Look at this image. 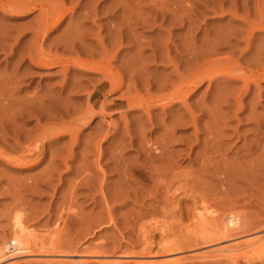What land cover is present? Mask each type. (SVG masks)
Masks as SVG:
<instances>
[{"label":"rangeland","instance_id":"1","mask_svg":"<svg viewBox=\"0 0 264 264\" xmlns=\"http://www.w3.org/2000/svg\"><path fill=\"white\" fill-rule=\"evenodd\" d=\"M7 1L14 2V0ZM17 1L20 0H15V2ZM55 1L56 3H59L62 0ZM64 2L66 5L65 7L68 10L70 9L71 11V9H74L75 12L74 14L67 13L68 16L61 22V24H59L55 30L51 31L47 38L48 40L45 42L46 46H44V50H49V48H51L52 51L49 50L50 52H53L51 54H67L68 52V54L70 53L72 55H76L83 51L86 52V56L89 52H93L95 54V59L97 58L96 60H100L104 54V59L107 62H110L113 69L120 70L122 73L124 72L123 74L126 84L123 88L124 90L122 89L123 91L120 90L110 94H106L108 91V87L106 86H102L98 89L94 93L91 101L94 106V112L98 111L100 115L91 119L87 125L80 126L74 122V119L76 118L75 116L84 112V108L87 111L88 102L86 100L88 98V90L90 89V92L91 89L93 90L94 86H97V81L99 82V80L102 79L101 75L91 71L90 73L89 71H85V73L82 74L83 70H80V72L76 71L74 74L72 73L65 77L60 71L61 68L58 66L47 68L42 66L39 67L35 64L33 65L25 55L24 58L23 54L25 48L27 49V45L34 42H30L34 40V34L32 35L33 32L31 31L37 26L36 21H38L37 15L39 12L36 11L27 16L21 17L0 10V34L2 38L5 35L3 40H5L4 43L7 42L5 43V46L3 45L5 50L3 48L4 51H0V91L3 90L0 94L2 96L0 97H7L10 99L9 101H11L9 102L7 98L5 100L2 99L3 105L5 103L10 106L8 105L9 109L6 106L7 109L5 110L8 112L6 113L5 111V115L3 114V116H5L2 118V120L4 119L3 121L0 119V126L2 127L1 124L4 122V127L11 128V134L15 133V131L21 132L26 130L25 133H21L29 134V137L28 135L22 137L20 139V142L22 141L21 144H26L30 140L33 141L40 139L42 135L39 136L40 138L37 137L36 139V136L39 135L37 133L42 134L44 128H46V126L48 127L52 121H55L54 123H56L55 126L57 127L56 130V127L54 126V129L56 130L55 133V130L52 129L53 132L49 133L48 138L42 140V143L44 144L43 152L36 153L26 166L21 165L19 167L18 165L17 168V165L9 164L0 158V249H3V255H1V257H4V260L2 259L0 264H15V262L16 264H30L31 262L33 264H36L37 262L38 264H44L45 258L58 255L72 258L73 260L81 259L82 256L84 258L85 255H93V253L100 255L103 253V255L106 254L104 256L112 257V259L121 257V255L124 254V256H138L136 253L141 255L144 249V238L142 237V232L139 228L144 225L146 226L147 224V226L152 225L156 221L158 223L161 222L162 224V220L163 223L166 221H168V224H171L172 222L175 223L169 228L170 230L168 229L167 232L164 233L158 231L155 232L151 230L152 228L150 229L152 234L149 232L148 238H150V242L153 244L151 255L157 256L158 254L159 256L160 254V256H164L166 260H173L175 257L182 258L185 256L188 258L191 257L192 254H195L192 253L194 251L196 253L202 252V246L200 245L189 249L185 245L186 248L184 251L182 250L183 252L181 251V253L177 254L171 252V254L163 253V255L162 249L158 244H160L159 242L163 243L164 240H169L167 243H173V241L176 243L178 240L182 241L186 237L184 226L189 224L188 220L190 219V215L192 216L191 213L194 211V206L199 204L201 198L207 199L208 203L217 210H223L222 208L233 209L237 214L244 216L246 221L250 222V225L252 226L249 225L250 229H248L247 232L232 237V239L229 238L230 240L227 239V241H223L219 244L231 245L235 244V241L242 242L245 238H252V236L256 237L261 233L264 234V157H262L264 155L260 157L252 155L249 157L250 160L252 158H257L256 160L254 159V161H257L254 162L255 165L252 162L249 163V166L246 163L248 162L246 160H249V158L246 160L242 158L244 150L243 146L246 144L250 145V142L254 140L256 135V132L252 130L255 119H253L252 116L256 118L260 117V119L264 118V81L260 82L258 88L252 87L249 92L242 94L241 92L243 90L241 82H234L232 85V82H229L227 79L228 82H226L225 78H222L223 76L211 84L205 80L198 87L197 91L189 95L187 98V104L193 108L196 117H198L197 128L200 130H198L199 132H197V134L195 133V128L191 124L188 125L191 121L188 119L189 116L186 113L185 107L180 103L173 101L172 104L167 105L166 107L162 105L164 102L158 101L156 103V101H151L150 98V102L146 103L144 106L149 104L146 108H148L151 113L149 114L152 118L151 123L148 122V114L146 113L148 110L144 108V106L142 109L136 107L132 110H127V102L125 99H122L123 96H126L123 94L131 93V95L127 96L135 95L134 91H127L126 89L128 85L127 81L130 80V76L132 77L130 80L132 84L129 82L130 86L133 85L132 87L140 89L138 90L140 95L147 98L150 95L151 97H157L160 95L168 97L169 94L170 96L172 95L175 87L179 83L176 72L181 76L184 74L186 77H189V75L194 72L196 74H207L209 73L208 71L212 73L211 70L216 74L218 71L217 69H221L224 63L227 65L230 64L229 67L235 70L237 68L236 65H238L246 70L251 68L253 71L259 64L256 63L257 56L260 59H258L260 61L259 65L262 64V66H264V58H262L264 57V49H262L264 48V45H262L264 44V30L259 27L264 25V21H262V19L258 20L260 18V11H264V7H262L264 6V0H121V5L118 4L117 6L119 10H115L112 0H99L98 3H96L97 0H64ZM125 4L126 6H124ZM93 5H97L98 7L95 17H91L88 14V11L93 9ZM257 6L258 8L256 9ZM93 11L94 10H91L90 13ZM243 13L244 17L242 18L241 16H243ZM246 13L247 15L245 16ZM258 27L261 29L260 31H257ZM233 33L235 35H233ZM225 35H227V39L225 38ZM113 38L115 40H113ZM118 38L121 40L119 39V41ZM74 39L78 40L77 42L79 43H76ZM250 40L251 44H246ZM64 41L67 42H65L66 45H70L71 42L74 45H70L72 48L67 46L66 50L62 46H57L56 43L59 45L60 42L64 43ZM99 41H101L102 44H99ZM115 41H117V43ZM4 43L2 42L1 45ZM115 43L117 44V47H115ZM103 44L104 46H102ZM260 45L262 48H260ZM55 46H57L58 50L54 48ZM71 49L75 51H72ZM82 56L85 57V55ZM20 58L22 59L20 60ZM248 59L249 61H247ZM186 72L189 74L187 75ZM13 74H16L17 77L16 75L14 77ZM10 75H13L12 79L10 78ZM77 79L79 81H77ZM14 81L16 82L14 83ZM72 82H75L74 86ZM6 85L9 86V89ZM159 86L161 88H159ZM12 87H14V91ZM84 90L86 91L84 92ZM148 90L149 93L147 92ZM241 94L243 95L241 101L244 105L243 112L239 113L235 118L233 116L235 113L234 111H237L238 109V104L236 102ZM224 97L226 99H224ZM49 98L51 100L55 98V100H53V107L51 105L52 101L50 100V103ZM34 99L35 101H33ZM2 100L0 98V101ZM27 100L30 102L32 101V105H28L31 103ZM57 100H59L58 104L60 106L57 105ZM26 101L28 103H25ZM43 101L45 102V105ZM35 102L40 103H37L36 105L34 104ZM106 102H109L110 104ZM11 103L18 104L17 106L20 108L15 104L13 106ZM54 103L58 106L57 108H63V119L58 113H54L57 109H55ZM33 105L35 108L40 107L44 113L46 112L45 114H50L43 118L40 125H35L36 121L34 116L36 112L32 113L34 115L31 113H25L26 108L29 109L30 107H33ZM103 105H107V111L104 109ZM159 105H162L163 107H160ZM14 108L18 110L20 109V111L15 110ZM45 108H48V111H45ZM100 108L101 110L103 109L104 112H99L101 111L99 110ZM41 109L39 111H41ZM49 109H51V111ZM59 109L56 111L58 112ZM251 109L253 112L250 111ZM73 110L74 112L77 111L75 112L76 114L73 113ZM125 111L126 114H124L126 116L123 114ZM69 113L73 118L68 115ZM184 114L187 118L185 119L186 122L183 120L179 123L177 121L176 123L175 120L178 117H183ZM56 116H59L58 118L60 121ZM69 117L71 120H69ZM5 118H7V120L11 118L8 121H10L12 126L7 120H5ZM224 120L225 122H223ZM5 122H7V125ZM186 123L188 126L185 125ZM13 124L16 125L15 129ZM35 127L36 131L34 130ZM39 128L41 131L38 130ZM71 128L73 130H70ZM169 128L170 130L175 128L174 136L177 138V141L175 140L173 142L167 140L169 144L167 143L166 145L167 153L170 154L171 157L173 156L174 161L177 162H175L177 168L172 173L173 177L176 179L174 178V180H172V174L165 178L166 181L156 177L149 178L146 172L148 170L142 169V165L145 166L146 163L147 166V160L150 161L151 156L156 152L155 149L158 144L160 147L165 144L163 143V136L168 135L166 129ZM62 129L67 131H63ZM142 130H144V132H142ZM61 131L65 133H62V135L57 138H49V136H53L52 134ZM66 132H68L67 135ZM140 135L143 136L141 137ZM218 136L221 137L219 138ZM0 140L1 152L12 153L14 151L15 153L17 151L18 153L19 150L15 143H13L15 139L12 135L6 140ZM157 142L159 143L157 144ZM145 148L146 150L148 149L147 154ZM204 149H208L206 150L207 152L205 151V154L203 151ZM214 150L217 151V153L212 152ZM198 151L200 152V156ZM209 153L215 159L220 156L221 159H219V161L221 160V163L224 161L222 165L220 162L216 163L214 161L211 168L214 167L212 169H217L219 166L217 164H220L219 167L221 169L225 166L223 169L225 176H222V174H215V172H213L214 170H211V173H204L203 169H200L202 168V164H200L202 155L205 156ZM251 153H253V151ZM241 160L244 163H241ZM227 163L229 164L227 165ZM189 167L192 171H189ZM129 171L132 172V174L130 173L129 175V173H127ZM188 174L191 175L188 176ZM213 175H216V177ZM195 176L197 180L195 179ZM131 178L136 180L133 179V181ZM189 178L191 180H188ZM222 178L227 182L223 180L221 181ZM180 179L185 181L188 185L187 186L181 181L183 183L179 182V185L181 186L184 185L185 187L192 188L193 184V196L191 195L189 197V195H185L181 191L180 193H176L174 199L169 198V195L167 198L166 195L168 192L165 191L167 181L171 180L172 182H175L168 184L170 187L173 185L170 188L171 191H173L177 187L176 185H178L176 180L180 181ZM154 180L156 184L153 182ZM160 181L163 182L160 184L163 187L159 186V184L156 186L157 182L159 183ZM206 182L208 184L211 182L212 184H209L208 186ZM138 184L140 185L138 186ZM208 189L210 191H208ZM151 191L153 194H151ZM200 192L202 195H200ZM205 192L207 194H205ZM208 192L214 193L212 195L215 197H212ZM139 193L143 196H140ZM214 204L218 205V208H216ZM165 212H167L166 215L164 214ZM15 214L21 216V219L23 217V225L27 228L29 233L33 232V234H38L39 236H48L49 233L53 234V232L60 233L63 231V233H60V237H64L60 239L65 243V246L62 248L63 252L57 251L54 253L55 255L53 253V255H49L48 253H43L42 255L39 253L37 255V253L21 252V255L19 252L17 253V251H13V248L11 247L12 244L8 241L11 238L12 223L14 216H16ZM136 216H139L140 218H137ZM70 219L71 221H69ZM180 221L182 224H179ZM139 223L140 225H138ZM168 224H166V226H170V224ZM62 226L65 227L62 228ZM181 229L183 230L180 231ZM4 242L9 245H7L9 248H3ZM64 249H68L67 252ZM88 253L91 254L88 255ZM13 255L16 257L12 258ZM262 256H264V254H262ZM29 259H31V261ZM46 261L48 260L46 259ZM65 262L72 261L68 260ZM216 262L217 261H208L207 263H203L201 261L187 260L184 264H220L219 262H221V264H227L222 261H218V263ZM252 264H264V260L261 261V258L256 259Z\"/></svg>","mask_w":264,"mask_h":264},{"label":"bare ground","instance_id":"2","mask_svg":"<svg viewBox=\"0 0 264 264\" xmlns=\"http://www.w3.org/2000/svg\"><path fill=\"white\" fill-rule=\"evenodd\" d=\"M55 1V0H54ZM53 0H20V1H17V2H15V0H14V2H9V1H5V0H0V10H2V11H5L6 13H12V14H16V15H19V16H21V17H24V16H27V15H29L30 13H33V12H36V11H38L39 13H38V15H37V18H38V21H36L37 22V26H36V28H34V29H32V31L31 32H33L32 33V35L34 34V40H32V41H30V42H33L32 44H29V45H27V49L25 48V51H24V48H23V51H24V54H23V56L25 55L26 57H27V59L31 62V63H33V65L35 64V65H37V66H42V67H47V68H49V67H55V66H58L59 68H61V72L63 73V76H69V74H74L76 71H78V72H80V70L82 71V74L83 73H85V71H89V73H90V71L91 72H95V73H98V74H100L101 75V77H102V79H100L99 80V82L97 81V86H94L93 87V90L91 89V91L89 92V90H88V94H87V102H88V107H87V111L85 110V108L83 109L84 110V112H82V113H80L78 116L76 115L75 117V119H74V122L75 123H77V124H79L80 126H85V125H87L88 123H89V121H91V119H93V118H95V117H97L98 115H100V113H98V111L97 112H94L95 110H93V104H92V97H93V95H94V93L98 90V89H100L102 86H106V87H108V91H107V93L106 94H110V93H112V92H116V91H120V90H122L124 87H125V84H126V81H125V78H124V72L122 73L120 70H116V69H113L112 67H111V64H110V62H107L105 59H104V57L105 56H103L102 55V59L100 58V60H96L95 59V54L93 53V52H89L88 54H87V56H86V52H79L78 54H76V55H72V54H68V52H67V54L66 53H62V54H51V53H53V52H50V51H52L51 50V48H49V46H48V48H49V50L47 49V50H44V46H46L45 45V42H46V40H48L47 38H48V36H49V34L51 33V31H53V30H55V28H57V26L59 25V24H61V22L68 16V14L67 13H71V14H74V9H71V11H70V9L68 10L65 6V2H64V0H62V1H60L59 3L57 2L56 3V1L54 2ZM98 1L99 0H97V2L96 3H98ZM113 1V5H114V8H115V10L116 9H118L117 8V6H118V4L119 5H121L120 3V1L121 0H112ZM261 1V0H260ZM127 2V1H126ZM130 2V1H129ZM232 2H234V1H232ZM96 3H94V4H96ZM236 3V2H235ZM79 4V3H78ZM89 4V3H88ZM231 4V3H230ZM116 5V6H115ZM232 5V4H231ZM247 5V4H246ZM94 6V5H93ZM124 6H126V4L124 5ZM238 6V5H237ZM259 6H260V4H259ZM233 7V6H232ZM242 7V6H241ZM262 7H264V6H262ZM261 7V8H262ZM86 8H88V7H86ZM90 8V7H89ZM230 8V7H229ZM228 8V9H229ZM247 8V7H246ZM258 8V6L256 7V9ZM97 9H98V7H97V5L96 6H94L93 7V9H91V10H94L93 12H91L90 13V11L91 10H89L88 11V14L91 16V17H95L96 16V14H97ZM126 9V8H125ZM232 9V8H231ZM114 10V9H113ZM119 10V9H118ZM121 10V9H120ZM222 10V9H221ZM247 10V9H246ZM260 10V9H259ZM70 11V12H69ZM122 11H123V9H122ZM224 11H225V9H224ZM234 11H235V9H234ZM233 11V12H234ZM96 12V13H95ZM120 12V11H119ZM229 12V11H228ZM249 12V11H248ZM253 12H254V10H253ZM256 12H257V10H256ZM86 13V12H85ZM222 13V12H221ZM95 14V15H94ZM122 14V13H121ZM131 14V13H130ZM129 14V15H130ZM258 14V13H257ZM260 15H259V19L258 20H260V19H262V21H264V11H260V13H259ZM233 15V14H232ZM231 15V16H232ZM247 15V13L245 14V16ZM121 16V15H120ZM126 17V16H125ZM233 17H234V15H233ZM242 18L244 17V13H243V16H241ZM255 17V16H254ZM123 18V17H122ZM131 18V17H130ZM221 18V17H220ZM246 18H249V17H246ZM239 19V18H238ZM129 20V19H128ZM243 20H245V19H243ZM251 20V19H250ZM125 21V20H124ZM261 21V22H262ZM244 24V23H243ZM246 24H249V23H246ZM256 24V23H255ZM258 24V23H257ZM245 25V24H244ZM253 25H254V22H253ZM81 26V25H80ZM242 27V26H241ZM248 27V26H247ZM262 30H264V25H261V26H259ZM259 27H258V29H257V31L259 30H261V29H259ZM255 28V27H254ZM77 29V28H76ZM128 29V28H127ZM237 29V28H236ZM246 29V28H245ZM248 29V28H247ZM253 29V28H252ZM30 30V29H29ZM130 30V29H129ZM249 30V29H248ZM254 30V29H253ZM73 31V30H72ZM77 31V30H76ZM119 31V30H118ZM226 31V30H225ZM235 31V30H234ZM3 32V31H2ZM131 32H132V30H131ZM223 32H224V30H223ZM222 32V33H223ZM238 32H240V31H238ZM249 32V31H248ZM262 32V31H261ZM64 33H66V32H64ZM81 33V32H80ZM254 33V32H253ZM253 33H252V37H253ZM4 34V33H3ZM2 34V35H3ZM70 34V33H69ZM130 34V33H129ZM238 34V33H237ZM133 35V34H132ZM233 35H235L234 33H233ZM239 35V34H238ZM5 36V35H4ZM4 36H3V38H4ZM7 36V35H6ZM62 36V35H61ZM60 36V37H61ZM131 36V35H130ZM135 36V35H134ZM241 36V35H240ZM117 37V36H116ZM123 37V36H122ZM128 37V36H127ZM132 37V36H131ZM247 37V36H246ZM245 37V38H246ZM3 38L1 37V34H0V45H1V43L3 42L4 43V41L5 40H3ZM129 38V37H128ZM225 38L227 39V35H225ZM230 38V37H229ZM6 39V38H5ZM59 39V38H58ZM120 38H118V40H119ZM236 39H238V38H236ZM250 39V38H249ZM19 40V39H18ZM56 40V39H55ZM60 40H61V38H60ZM113 40H115L114 38H113ZM121 40V39H120ZM119 40V41H120ZM128 40V39H127ZM222 40H223V38H222ZM230 40V39H229ZM260 40V39H259ZM58 41V40H57ZM67 41V40H66ZM66 41H64V43L63 42H60V44L58 45V43H56L57 44V46L59 47V46H62L65 50L67 49V46H70V45H72L73 43V40H72V42H71V44L70 45H66L65 44V42ZM71 41V40H70ZM74 41L76 42V43H79V42H77L78 40H75L74 39ZM226 41V40H225ZM241 41H242V39H241ZM18 43H20L19 41H17ZM17 42H15V43H17ZM29 42V41H28ZM100 43L99 44H102L101 43V41H99ZM116 43H117V41H115ZM224 42V41H223ZM222 42V43H223ZM251 40L250 41H248L246 44H248V45H250L251 43ZM5 43H7V42H5ZM2 44L1 45V49H0V51H4L5 50V47H3V45L5 46L6 44ZM17 43V44H18ZM62 43V44H61ZM67 43V42H66ZM114 44L115 45V47H117L116 45L117 44ZM119 43V42H118ZM130 43V42H129ZM228 43V42H227ZM259 43V42H258ZM262 43V42H261ZM55 44V43H54ZM81 44V43H80ZM221 44V43H220ZM26 45V44H25ZM74 45V44H73ZM97 45V44H96ZM262 45H264V44H262ZM29 46V47H28ZM57 46H55L54 48H56L57 49ZM102 46H104V44L102 45ZM261 46V45H260ZM51 47V46H50ZM71 48H72V46H70ZM69 47V48H70ZM119 47V46H118ZM259 47V46H258ZM3 48H4V50H3ZM53 48V47H52ZM92 48V47H91ZM105 48V47H104ZM260 48H262V46L260 47ZM260 48H259V50H260ZM11 49V48H10ZM262 49H264V48H262ZM58 50V49H57ZM72 51H75V50H73V49H71ZM106 50V49H105ZM112 50V49H111ZM252 50V49H251ZM22 51V52H23ZM47 51V52H46ZM54 51H55V49H54ZM85 51V50H84ZM107 51V50H106ZM246 51V50H245ZM110 52V51H109ZM113 52V51H112ZM21 53V52H20ZM26 53V54H25ZM56 53H57V51H56ZM84 53V54H83ZM104 53V52H103ZM258 53V52H257ZM85 55V57L84 56H82V55ZM106 54V53H105ZM262 54V53H261ZM22 56V55H21ZM23 56H22V58H23ZM25 56H24V58H25ZM98 56V55H97ZM107 56V55H106ZM157 56V55H156ZM155 56V57H156ZM241 56V55H240ZM100 57V56H99ZM19 58V57H18ZM22 58H20V60L22 59ZM262 58H264V57H262ZM131 59V58H130ZM129 59V60H130ZM259 58H258V56H257V62L256 61H254V62H256L257 64L259 63L260 64V59L258 60ZM133 60V59H132ZM239 60V59H238ZM217 61V60H216ZM215 61V62H216ZM247 61H249V59L247 60ZM18 62H19V60H18ZM131 62V61H130ZM246 63H248V62H246ZM121 64V63H120ZM132 64V63H131ZM200 64V63H199ZM229 64V63H228ZM250 64V63H249ZM258 64V66H256V68L255 67H253V68H255V70H253L252 71V69L250 70H246V69H244V68H242V67H240V66H238V65H236L237 66V68H236V70L235 69H232V68H230L229 67V65H227L226 63H224L223 64V66L221 67V69L219 68V69H217L218 71L216 72V74L211 70V72L212 73H214V74H212V73H210V71H208L209 73H207V74H196L195 72L193 73V74H191V75H189V77H186V76H184V74H182V76L181 75H179L178 74V72H176V70H175V72H176V75H177V78L179 79V83H178V85L175 87V90L173 91V93H172V95L170 96V94H169V96L167 97V96H157V97H151V95L150 96H148V98L147 97H145V96H142V95H140L139 93H138V90H140V89H137L136 87H132V86H130V84H129V82L132 84V82L130 81L131 80V76H130V80L129 79H127V80H129V81H127L128 83V85H127V91H130V90H132V91H134L135 92V95L134 96H127V95H131V93L130 94H123V95H126V96H123V98L122 99H125L126 100V102H127V107H128V109L127 110H132V109H134V108H138L139 107V109L141 108L142 109V107L146 104V103H148V102H150L149 101V99L151 98V101H153V102H155L156 101V103L158 102V101H160V102H164V104L162 103V105L163 106H166L167 107V105H170V104H172L173 103V101L174 102H176V103H180L181 105H183L184 107H185V109H186V113L188 114V116H187V114H186V116L188 117V119H189V121H191V123L189 122V124L188 125H192L194 128H195V133L197 134V132H199L198 130H200V129H198L197 128V119H198V117H196V114L194 113V111H193V108H191L188 104H187V98H188V96L189 95H191V94H193V93H195L196 91H197V89H198V87L206 80V81H208V83L209 84H211L212 82H214L215 80H217V79H220V77H222L223 79L225 78V80L227 79L229 82H232V85H233V83L234 82H241L242 83V94H244V93H247V92H249L250 90H251V88L252 87H257L258 88V86L260 85V82L261 81H264V66H262V64L261 65H259ZM119 65V64H118ZM127 65H128V63H127ZM248 65V64H247ZM252 65V64H251ZM256 65V64H255ZM136 66V65H135ZM195 66H198V65H195ZM245 66V65H244ZM118 67V66H117ZM129 67V66H128ZM196 68V67H195ZM199 68V67H198ZM248 68V67H247ZM130 69V68H129ZM131 69H134V68H131ZM192 69V68H191ZM191 69H189V70H191ZM16 71V70H15ZM59 71V72H60ZM178 71V70H177ZM192 71H194V70H192ZM199 71V70H198ZM216 71V70H215ZM134 72V71H133ZM92 73V74H93ZM187 73V75L189 74L188 72H186ZM192 73V72H191ZM205 73V72H204ZM10 74V73H9ZM87 74V73H86ZM134 74H135V72H134ZM141 74V73H140ZM5 75V74H4ZM14 75V74H13ZM12 75V76H13ZM16 75V74H15ZM15 75H14V77H15ZM23 75V74H22ZM21 75V76H22ZM28 75V74H27ZM11 76V75H10ZM12 76L10 77L11 79H12ZM82 76V75H81ZM2 77V76H1ZM16 77H17V75H16ZM19 77V76H18ZM75 77V76H74ZM135 78V77H134ZM64 79V78H63ZM139 79V78H138ZM2 80V79H1ZM4 80V79H3ZM14 80V79H13ZM17 80V79H16ZM139 80H141V79H139ZM226 80V82H228ZM6 81V80H5ZM17 81H19V80H17ZM76 81V80H75ZM77 81H79L78 79H77ZM89 81V80H88ZM92 81V80H91ZM135 81V80H134ZM221 81H223V80H221ZM16 81H14V83H15ZM62 82V81H61ZM1 83V82H0ZM8 83V82H7ZM73 83V86L75 85L74 83L75 82H72ZM224 83H225V81H224ZM3 84V83H2ZM82 84V83H81ZM88 84V83H87ZM160 84H161V82H160ZM225 85H226V83H225ZM224 85V86H225ZM7 86V85H6ZM78 86V85H77ZM80 86H82V85H80ZM90 86V85H89ZM160 86H162V85H160ZM159 86V88H161ZM223 86V87H224ZM235 86V85H234ZM8 87V89H9V86H7ZM166 87V86H165ZM216 87V86H215ZM222 87V86H221ZM229 87V86H228ZM239 87V86H238ZM13 88V91H14V87H12ZM77 88H79V87H77ZM88 88V87H87ZM218 88V87H217ZM64 89V88H63ZM74 89V88H73ZM81 89V88H80ZM234 89V88H233ZM237 89V88H236ZM240 89H241V87H240ZM239 89V90H240ZM10 90H12V89H10ZM50 90V89H49ZM124 90V89H123ZM122 90V91H123ZM150 90V89H149ZM149 90L147 91L148 93H149ZM164 90V89H163ZM219 90V89H218ZM227 90V89H226ZM3 91V90H2ZM2 91H0V94H1V92ZM6 91V90H5ZM12 91V92H13ZM47 91V90H46ZM63 91V90H62ZM76 91V90H75ZM77 91H78V89H77ZM86 90H84V92H85ZM172 91V90H171ZM223 91H224V89H223ZM47 92H49V91H47ZM79 92V91H78ZM84 92H82V93H84ZM217 92V91H216ZM228 92V91H227ZM50 93V92H49ZM81 93V92H80ZM129 93V92H128ZM141 93V92H140ZM151 93V92H150ZM4 94V93H3ZM6 94H8V93H6ZM42 94V93H41ZM79 94V93H78ZM105 94V93H104ZM134 94V93H133ZM229 94V93H228ZM227 94V95H228ZM240 95V98L237 100V104H238V109H237V111H234L235 113H234V117L236 118L237 116H238V114L239 113H241V112H243V104L241 103V101H242V96L243 95ZM148 95V94H147ZM146 95V96H147ZM159 95V94H158ZM223 95V94H222ZM0 96H2V95H0ZM4 96H6V95H4ZM8 96V95H7ZM11 96H13V95H11ZM10 96V97H11ZM35 96V95H34ZM42 96V95H41ZM45 96V95H44ZM33 97V96H32ZM38 97V96H37ZM37 97H35V98H37ZM46 97V96H45ZM68 97V96H67ZM225 97H226V95H225ZM224 97V99H226ZM234 97V96H233ZM1 98V100L2 99H6V98H2V97H0ZM48 98V97H47ZM59 98V97H58ZM219 98V97H218ZM12 99V98H11ZM44 99V98H43ZM103 99V98H102ZM153 99V100H152ZM215 99V98H214ZM256 99V98H255ZM7 100L9 101L10 99H8L7 98ZM31 100H32V98H31ZM51 99L49 98V101H50ZM53 100H55V98L53 99ZM53 100H51L52 101V107H53ZM217 100V99H216ZM228 100V99H227ZM226 100V101H227ZM27 101H29V100H27ZM25 102V103H28V102ZM33 101H35V99L33 100ZM51 101H50V103H51ZM59 100H57L56 101V103H57V105H59L58 102ZM70 101V100H69ZM254 101V100H253ZM3 100L2 101H0V119L2 120V118H4L5 116H3V114L5 113V111H6V113L8 112L7 110H5V109H7V107H8V105H6L5 103H4V105H3ZM9 102H11V101H9ZM13 102V101H12ZM30 102V101H29ZM44 102V101H43ZM55 102V101H54ZM224 102H225V100H224ZM255 102V101H254ZM31 104H28V105H32V101L30 102ZM37 103H40V102H35L34 104H36L37 105ZM42 103V102H41ZM48 103V102H47ZM49 103V104H50ZM101 103V102H100ZM106 103H109V102H106ZM105 103V104H106ZM152 103V102H151ZM213 103H215V102H213ZM12 104V103H11ZM14 104L15 103H13L12 105L14 106ZM19 104H20V102H19ZM43 104V103H42ZM61 104V103H60ZM65 104V103H64ZM71 104V103H70ZM110 104V103H109ZM113 104V103H112ZM155 104V103H154ZM255 104H256V102H255ZM16 106L18 105V104H15ZM44 105H45V102H44ZM54 105H55V109L58 107V106H56V104L54 103ZM63 105V104H62ZM84 105V104H83ZM149 105V104H148ZM148 105H146V106H148ZM161 105V106H162ZM175 105V104H174ZM195 105V104H194ZM215 105V104H214ZM217 105V104H216ZM226 105V104H225ZM252 105H254V104H252ZM7 106V107H6ZM10 106V105H9ZM22 106V105H21ZM39 106V105H38ZM41 106V105H40ZM60 106V105H59ZM104 106V105H103ZM106 106L107 105H105L104 106V109L107 111V109H106ZM146 106H144V108H146ZM160 106V105H159ZM160 106V107H161ZM162 106V107H163ZM213 106V105H212ZM219 106V105H218ZM223 106V105H222ZM231 106V105H230ZM4 107H6V108H4ZM17 107H19V106H17ZM29 107V106H28ZM43 107V106H42ZM45 107V106H44ZM62 107V106H61ZM60 107V108H61ZM123 107H125V106H123ZM126 107V108H127ZM181 107V106H180ZM195 107V106H194ZM206 107V106H205ZM20 108V107H19ZM26 108V107H25ZM40 107H37V108H35V106L33 105V107H30L29 109H27L26 108V110H25V113L27 114H29V113H35L36 112V114H35V116H34V118H35V121H36V124L35 125H40V123H41V121L43 120V118L44 117H47V116H49L50 114H45L44 113V111L41 109V111H39L40 109H39ZM68 108V107H67ZM66 108V109H67ZM77 108V107H76ZM79 108V107H78ZM81 108V107H80ZM120 108H121V106H120ZM209 108V107H208ZM217 108V107H216ZM219 108V107H218ZM253 108V107H252ZM8 109H9V107H8ZM15 109V108H14ZM38 109V110H37ZM44 109V108H43ZM57 109H59V108H57ZM56 109V110H57ZM63 109V108H62ZM62 109H59L58 110V112L55 110V112L54 113H58L59 114V116L62 118V117H64V114L62 113ZM69 109V108H68ZM148 111H146V113L148 114V122H151V116L149 115V114H151L150 113V111H149V109L148 108H146ZM151 109V108H150ZM211 109V108H210ZM15 110H18V109H15ZM21 110H24V109H21ZM48 111V108L46 109L45 108V111ZM50 111H51V109H49ZM61 110V111H60ZM65 110V109H64ZM76 110V109H75ZM78 110V109H77ZM81 110V109H80ZM99 110H101V108L99 109ZM169 110V109H168ZM209 110V109H208ZM217 110V109H216ZM18 111H20V109L18 110ZM69 111V110H68ZM67 111V112H68ZM82 111V110H81ZM86 111V112H85ZM113 111V110H112ZM124 111V110H123ZM137 111V110H136ZM143 111H144V109H143ZM213 111V110H212ZM221 111V110H220ZM250 111H252V109L250 110ZM75 112H77V111H75ZM74 112V110H73V113H75ZM99 112H104L103 111V109L101 110V111H99ZM183 112V111H182ZM196 112V111H195ZM253 112V111H252ZM13 113H15V112H13ZM20 113V112H19ZM22 113H23V111H22ZM51 113V112H50ZM53 113V114H54ZM105 113H107V112H105ZM126 114V111L125 112H123V114ZM128 113V112H127ZM144 113V112H143ZM184 113V112H183ZM182 113V114H183ZM249 113V112H248ZM16 114V113H15ZM15 114H14V116H15ZM24 114V113H23ZM76 114V113H75ZM103 114V113H102ZM124 114V115H125ZM223 114V113H222ZM5 115V114H4ZM7 115V114H6ZM17 115V114H16ZM21 115V114H20ZM32 115H34V114H32ZM67 115V114H66ZM68 115H70V113L68 114ZM129 115V114H128ZM143 115V114H142ZM141 115V116H142ZM250 115H252V114H250ZM249 115V117L251 118V116ZM254 115V114H253ZM9 116V115H8ZM58 116V117H59ZM71 117H72V115H70ZM104 116V115H103ZM126 116V115H125ZM177 116V115H176ZM175 116V117H176ZM183 116V115H182ZM224 116V115H223ZM7 117V116H6ZM11 117V116H10ZM30 117H33V116H30ZM51 117H52V115H51ZM57 117V116H56ZM57 117V118H58ZM121 117V116H120ZM173 117V116H172ZM178 117V116H177ZM248 117V118H249ZM253 117V119H254V127L252 128V130L253 131H255L256 132V135H255V138H254V140L252 141V142H250V145H244L243 146V155H242V158L244 159V160H246V159H248L249 157H251L252 155H255V156H258V157H260V156H262V155H264V118H261L260 119V117H258V118H256V117H254V116H252ZM53 118V117H52ZM60 118V119H61ZM70 118V117H69ZM73 118V117H72ZM184 118V119H183ZM11 119V118H10ZM10 119H8V120H10ZM47 119V118H46ZM63 119V118H62ZM125 119L127 120V118L125 117ZM137 119H138V117H137ZM185 119H187L186 117H185V114H184V116L183 117H178L176 120H175V122L177 123V121H178V123L179 122H181V121H183V120H185ZM200 119V118H199ZM230 119H231V117H230ZM252 119V118H251ZM4 120V119H3ZM2 120V121H3ZM5 120H7V118H5ZM7 120V121H8ZM53 120H54V118H53ZM58 120H59V118H58ZM65 120V119H64ZM69 120H71V118L69 119ZM68 120V121H69ZM110 120V119H109ZM142 120V119H141ZM220 120V119H219ZM227 120V119H226ZM239 120V119H238ZM249 120V119H248ZM11 121H13V120H11ZM46 121H48V120H46ZM60 121V120H59ZM58 121V122H59ZM62 121V120H61ZM66 121V120H65ZM67 121V122H68ZM129 121V120H128ZM146 121H147V119H146ZM153 121V120H152ZM222 121V120H221ZM240 121V120H239ZM1 122V121H0ZM9 123H10V121H8ZM55 122V121H54ZM53 121L50 123V125L47 127L46 126V128H44V130L42 131V134H40V133H37V134H39L38 136H36V139H37V137H39L40 135H42L41 136V138L40 139H37V140H33V141H29L28 143H26V144H21L22 143V141L20 142V139L22 138V137H25V135H28V137H29V134H22L21 132H23V133H25V131H21V132H18V131H15V133H12L11 134V128L9 129V127H4L3 126V123L1 124L2 125V127L0 128V135H1V138L0 139H2V140H6L10 135H12L13 137H14V141H13V143H15V145L17 146V148H18V150L20 151H18V153H17V151L14 153V151L12 152V153H3V152H1L0 151V158L2 159V160H4L5 162H7V163H9V164H15V165H17L16 167L18 168V165H19V167L22 165H27V163L28 162H30L31 160H32V158L36 155V153H41V152H43V148H44V144L42 143V140H44L45 138H48V135H49V133L50 132H53V130L52 129H54V126H55V124L56 123H54ZM100 122V121H99ZM108 122H110V121H108ZM112 122V121H111ZM171 122V121H170ZM185 122H186V120H185ZM223 122H225V120L223 121ZM6 123V125H7V122H5ZM13 123V122H12ZM62 123V122H61ZM71 123V122H70ZM130 123V122H129ZM152 123V122H151ZM11 124V123H10ZM15 124V123H14ZM13 124V125H14ZM44 124H46V123H44ZM52 124V125H51ZM58 124V123H57ZM60 124V123H59ZM117 124V123H116ZM145 124V123H144ZM154 124V123H153ZM184 124V123H183ZM220 124H221V122H220ZM225 124V123H224ZM224 124H223V126H224ZM5 125V124H4ZM63 125V124H62ZM66 125H67V123H66ZM143 125V124H142ZM176 125V124H175ZM185 125H187V123L185 124ZM187 125V126H188ZM226 125V124H225ZM11 126H12V124H11ZM16 125H14V129L16 128L15 127ZM141 126V125H140ZM186 126V127H187ZM206 126H207V124H206ZM205 126V127H206ZM222 126V125H221ZM19 127V126H18ZM43 127H45V126H43ZM56 127V126H55ZM139 127V126H138ZM174 127V126H173ZM177 127V126H176ZM216 127V126H215ZM37 128H38V126H37ZM40 128H41V126H40ZM40 128L38 129V130H40ZM69 128V127H68ZM77 128V127H76ZM127 128V127H126ZM141 128V127H140ZM165 128V127H164ZM210 128H211V126H210ZM218 128V127H217ZM224 128V127H223ZM36 129V127L34 128V130ZM56 130H57V127L55 128ZM54 129V130H55ZM175 129V128H174ZM174 129H172V130H170V128L169 129H166L167 131L166 132H168V135H164L163 136V143H165L163 146H159V142H157V147H156V149H155V151L156 152H154V154L151 156V158H150V161L149 160H147L148 162H147V166H146V163H145V166H143L142 165V169H144V170H148V171H146L147 172V176L149 177V178H161L162 180L164 179L165 180V178L167 177V176H169L170 174H172L173 172H174V170L177 168V165H176V161H174V157L172 158L171 157V155L170 154H168L167 152L168 151H166L167 150V143H168V141L170 142H173V141H175L177 138H175L176 136H174ZM212 129V128H211ZM218 129H220V128H218ZM222 129V128H221ZM20 130H21V128H20ZM52 130V131H51ZM56 130L54 131V133L56 132ZM63 130V129H62ZM70 130H73L72 128L70 129ZM78 130V129H77ZM215 130V129H214ZM217 130V129H216ZM223 130V129H222ZM12 131H13V129H12ZM28 131V130H27ZM36 131V130H35ZM34 131V132H35ZM41 131V130H40ZM39 131V132H40ZM63 131H67V130H63ZM69 131V130H68ZM141 131V130H140ZM139 131V132H140ZM213 131V130H212ZM218 131V130H217ZM29 132V131H28ZM79 132V131H78ZM138 132V133H139ZM142 132H144V130H142ZM206 132H207V130H206ZM254 132V133H255ZM27 133V132H26ZM62 133H65V132H58V133H56V134H52L53 136H49V138H51V137H55V138H57V137H59V136H61L62 135ZM67 133L68 132H66V135H67ZM113 133V132H112ZM163 133V132H162ZM36 134V135H37ZM70 134V133H69ZM73 134H74V132H73ZM78 134V133H77ZM145 134V133H144ZM143 134V135H144ZM164 134V133H163ZM65 135V134H64ZM142 135V136H143ZM221 135V134H220ZM104 136V135H103ZM141 136V135H140ZM139 136V137H140ZM141 136V137H142ZM197 136V135H196ZM71 137V136H70ZM74 137V136H73ZM161 137V136H160ZM219 137V136H218ZM221 137V136H220ZM219 137V138H220ZM224 137V136H223ZM12 138V137H11ZM33 138V137H32ZM35 138V137H34ZM102 138V137H101ZM179 138V137H178ZM199 138V137H198ZM209 138H211V137H209ZM53 139V138H52ZM143 139V138H142ZM27 140H28V138H27ZM46 140V139H45ZM57 140V139H56ZM72 140V139H71ZM168 140V141H167ZM210 140V139H209ZM1 141V140H0ZM47 141H48V139H47ZM148 141V140H147ZM177 141V140H176ZM44 142V141H43ZM162 142V141H161ZM24 143V142H23ZM144 143V142H143ZM179 143V142H178ZM208 143V142H207ZM206 143V144H207ZM219 143V142H218ZM251 143H252V145H251ZM141 144V143H140ZM149 144V143H148ZM156 144V143H155ZM169 144V143H168ZM222 144V143H221ZM224 144V143H223ZM139 145V144H138ZM161 145V144H160ZM96 146V145H95ZM191 146V145H190ZM97 147V146H96ZM151 147V146H150ZM205 147H206V145H205ZM208 147V146H207ZM15 148V147H14ZM142 148V147H141ZM221 148V147H220ZM223 148V147H222ZM242 148V147H241ZM101 149V148H100ZM148 149H149V147H148ZM147 149V150H148ZM209 149V148H208ZM208 149H204L203 151H204V154H205V151L206 150H208ZM211 149V148H210ZM1 150V149H0ZM4 150V149H3ZM2 150V151H3ZM145 150H146V148H145ZM147 150H146V154H147ZM169 150V149H168ZM56 151V150H55ZM150 151V150H149ZM171 151V150H170ZM179 151V150H178ZM200 151V150H199ZM198 151V152H199ZM241 151V150H240ZM253 151V153H251ZM197 152V153H198ZM202 152V151H201ZM207 152V151H206ZM212 152H216L217 153V151H212ZM219 152V151H218ZM52 153H54V152H52ZM100 153V152H99ZM236 153V152H235ZM152 154V153H151ZM171 154H173V153H171ZM176 154V153H175ZM179 154H180V152H179ZM178 154V155H179ZM196 154V153H195ZM203 154V153H202ZM223 154V153H222ZM241 154V153H240ZM174 155V154H173ZM177 155V156H178ZM217 155V154H216ZM148 156V155H147ZM199 156H200V152H199ZM74 157V156H73ZM149 157V156H148ZM254 157V156H253ZM262 157H264V156H262ZM37 158V157H36ZM52 158V157H51ZM51 158H50V160H51ZM178 158H179V156H178ZM197 158V157H196ZM202 159H201V161H200V164H202V168H200V169H203V172L204 173H209L211 170H214L213 172H215V174H222V176L225 174V172L223 171V169L225 168V166L224 167H222V169L219 167L220 166V164H217V165H219L218 167H217V169L215 168V169H212V168H214V167H212L211 168V166H213V162L215 161L216 163L218 162H220L219 161V159H221V157L220 156H218V157H216V159L214 158V157H212L211 156V154L209 153V154H206L205 156L204 155H202V157H201ZM223 158H225V157H223ZM195 159V158H194ZM234 159V158H233ZM253 159V158H252ZM250 160V158H249V160H246V161H248V162H246L247 164H248V166H249V163H252L253 162V164H254V162H257V161H254V159L256 160L257 158H254L253 160ZM259 159V158H258ZM198 160V159H197ZM196 160V161H197ZM199 161V160H198ZM236 161V160H235ZM234 161V162H235ZM242 161V160H241ZM240 161V162H241ZM176 162V163H175ZM224 161H222V163H223ZM51 163V162H50ZM197 163V162H196ZM221 163V162H220ZM222 163H221V165H222ZM241 163H244L243 161L241 162ZM224 164H226V163H224ZM229 163H227V165H228ZM31 165V164H30ZM49 165V164H48ZM149 165V166H148ZM236 165V164H235ZM238 165V164H237ZM240 165V164H239ZM255 165V164H254ZM55 166V165H54ZM242 166V165H241ZM247 166V167H248ZM252 166V165H251ZM128 167V166H127ZM126 167V168H127ZM147 167V168H146ZM200 167H201V165H200ZM233 167V166H232ZM255 167V166H254ZM48 168V167H47ZM179 168V167H178ZM190 168V167H189ZM233 168H235V167H233ZM128 169V168H127ZM131 169V168H130ZM48 170V169H47ZM80 170V169H79ZM141 170V169H140ZM180 170V169H179ZM185 170V169H184ZM197 170V169H196ZM254 170V169H253ZM127 171V170H126ZM134 171V170H133ZM181 171V170H180ZM189 171H192L191 170V168H190V170ZM188 171V172H189ZM227 171V170H226ZM229 171V170H228ZM118 172H119V170H118ZM125 172V171H124ZM145 172V173H146ZM178 172V171H177ZM182 172V171H181ZM50 173V172H49ZM127 173H129V175H130V173L132 174V172H127ZM186 173V172H185ZM211 173V172H210ZM45 174V173H44ZM51 174V173H50ZM126 174V173H125ZM134 174V173H133ZM214 174V173H213ZM227 174V173H226ZM78 175V174H77ZM80 175V174H79ZM185 175V174H184ZM191 174H188V176H190ZM210 175H212V174H210ZM127 176H128V174H127ZM126 176V177H127ZM172 177V180H174V178L175 177H173V174L171 175ZM182 176V175H181ZM187 176V175H186ZM202 176V175H201ZM213 176H215L216 177V175H213ZM225 176V175H224ZM47 177V176H46ZM49 177V176H48ZM130 177V176H129ZM177 177V176H176ZM209 177V176H208ZM191 178H192V176H191ZM210 178H211V176H210ZM218 178V177H217ZM83 179V178H82ZM132 179V178H131ZM134 179V178H133ZM132 179V180H133ZM176 179V178H175ZM195 179H196V176H195ZM198 179H199V177H198ZM201 179V178H200ZM212 179V178H211ZM219 179V178H218ZM134 180H136V179H134ZM133 180V181H134ZM144 180V179H143ZM157 180V179H156ZM188 180H191L190 178L188 179ZM192 180H193V178H192ZM197 180V179H196ZM226 181V180H224V178H222L221 179V181ZM80 181H81V179H80ZM85 181H86V179H85ZM89 181V180H88ZM166 181V180H165ZM165 181H164V184H165ZM168 181H170V182H168ZM167 181V184L165 185V191L166 192H168V193H170V194H168L167 193V198H168V195H169V198H173L174 199V196H176V193H180L181 191L185 194V195H189V197L192 195L193 196V190H192V188H193V184H192V188L191 187H187L188 185L185 183V181H183V180H181L180 179V181L179 180H176L177 182H178V185H176L177 187L175 188V186H174V190L173 191H171V187L173 186V185H171V187L168 185L169 183L171 184V183H175V182H172L171 180H168ZM181 181H183L187 186L185 187L184 185H179V182H181ZM186 181H187V179H186ZM209 181H211V180H209ZM215 181V180H214ZM213 181V182H214ZM219 181H220V179H219ZM78 182V181H77ZM102 182V181H101ZM129 182V181H128ZM136 182V181H135ZM134 182V183H135ZM143 182V181H142ZM145 182V181H144ZM153 182H155V180L153 181ZM188 182V181H187ZM191 182V181H190ZM194 182V181H193ZM192 182V183H193ZM217 182V181H216ZM227 182V181H226ZM89 183V182H88ZM91 183V182H90ZM136 183H138V182H136ZM161 183H163L162 181H160L159 183L157 182V185L156 186H158V184H159V186H161V187H163L162 185H160ZM182 183V182H181ZM196 183H197V181H196ZM207 183V182H206ZM232 183V182H231ZM78 184V183H77ZM155 184H156V182H155ZM183 184V183H182ZM188 184H190V183H188ZM208 184V183H207ZM209 184H212L211 182L209 183ZM209 184H208V186H209ZM218 184V183H217ZM228 184V183H227ZM80 185H83V184H80ZM140 184H138V186H139ZM222 185V184H221ZM74 186V185H73ZM78 186V185H77ZM207 186V187H208ZM211 186V185H210ZM79 187V186H78ZM212 187V186H211ZM75 188V187H74ZM102 188V187H101ZM214 188V187H213ZM163 189V188H162ZM205 189V188H204ZM212 189V188H211ZM195 190V189H194ZM197 190V189H196ZM150 191V190H149ZM153 191V190H152ZM151 191V192H152ZM158 191V190H157ZM208 191H210L209 189H208ZM215 191V190H214ZM216 191H217V189H216ZM215 191V192H216ZM222 191V190H221ZM99 192V191H98ZM104 192V191H103ZM136 192V191H135ZM212 192H213V190H212ZM156 193V192H155ZM201 193V192H200ZM210 192H208V194H209ZM140 194V193H139ZM151 194H153V192L151 193ZM160 194V193H159ZM195 194V193H194ZM205 194H207L206 192H205ZM211 195L212 194H214V193H210ZM216 194V193H215ZM142 194H140V196H141ZM184 195V196H185ZM199 195V194H198ZM200 195H202V193L200 194ZM204 195V194H203ZM218 195H220V194H218ZM143 196V195H142ZM166 196H165V198H166ZM207 196V195H206ZM205 196V197H206ZM209 196V195H208ZM178 197V196H177ZM195 197V196H194ZM212 197H215V196H213L212 195ZM211 197V198H212ZM172 199V200H173ZM197 199V198H196ZM169 201V200H168ZM175 201V200H174ZM198 201V200H197ZM106 202V201H105ZM170 202V201H169ZM196 202V201H195ZM171 203V202H170ZM175 204V203H174ZM174 204H173V206H174ZM218 204V203H217ZM152 205V204H151ZM224 205V204H223ZM214 206H216V208H218V205H215L214 204ZM177 207V206H176ZM223 207V206H222ZM163 208V207H162ZM166 208V207H165ZM221 208V207H220ZM226 208H228V207H226ZM173 209V208H172ZM223 210H217V209H215L211 204H209L208 203V201H207V199H205V198H201V200H200V202H199V204H197V206H194V211H193V213H191L192 214V216L190 215V219L188 220L189 221V224H185L186 226H184L185 227V229H184V231H185V235H186V237L182 240V241H177L176 243H174V241H173V243H167V241H169V240H167V241H165L164 240V242L163 243H161V242H159L160 244H158V246L162 249V254L163 253H170L171 254V252H174V253H181V251L183 250L184 251V249L186 248V246H187V248H192V247H197V246H202V252H192V253H195L194 255L192 254V256L191 257H188V258H186V256L185 257H182V258H174L173 260L171 259V257H170V259L171 260H169V259H167L166 260V258L164 257V256H160V254H159V256H158V254H157V256H155V255H151V248H152V246H153V244H152V242H150L151 240H150V238H148V234H149V232L151 231V230H153V231H158V232H160V233H164V232H167V230L171 227V226H173V223H175V222H172V221H170V222H172L171 224H170V226H166V224H168L167 222L168 221H166L165 223H163V220H162V224H161V222L160 223H158L157 221L155 222V223H153L152 225H149V226H142V227H140L139 229L141 230V232H142V237L144 238L143 239V245H144V249H143V253L141 254V255H139L138 253H136L138 256H124V255H121V257H118V258H116V259H112V257L110 258V257H107V256H104V255H106V254H104L103 255V253H102V255H100V254H95V253H93V255H89V254H91V253H88V255L89 256H84V258H83V256H82V258L81 259H78V260H73L72 258H66L65 256H62V255H58V256H54V257H49V258H45L44 260L46 261V259L48 260V261H44V260H42V261H44V264H53V263H55V264H184V262H186L187 260H195V261H201V262H205V263H207L208 261H217L216 263H218V261H222V262H226L227 264H252V262L254 261V260H256V259H260L261 258V261L262 260H264V258H262V257H264V256H262V254H264V234H258L256 237L254 236H252V238L250 237V238H248V239H246L245 238V240L243 239L242 240V242H239L238 240V242H236L235 241V244H228V245H222V244H219V243H222L223 241L225 242V241H227V239H232V237H235V236H238V235H241V234H243V233H245V232H247V230L248 229H250L249 227L251 226L250 225V222H248V221H246V218H244V216H242V215H240V214H237V212H234L233 211V209L231 210V209H224V208H222ZM15 210V209H14ZM183 210V209H182ZM235 210V209H234ZM23 212V211H22ZM153 212V211H152ZM163 212V211H162ZM168 212V211H167ZM167 212H165L164 214L166 215V213ZM156 213V212H155ZM26 214V213H25ZM31 214V213H30ZM59 214V213H58ZM68 214V213H67ZM76 214V213H75ZM146 214V213H145ZM16 216H14V218H13V225H12V234H11V238L9 239V241L8 242H10L11 244H12V248H13V251H17V253L19 252L20 254H21V252H23V253H26V252H31V253H37V255L40 253L41 255L43 254V253H48L49 255L50 254H54L55 252H59V251H62L63 252V250H62V248L65 246V243H63L64 241L63 240H61L60 238H64V237H60V233H63V231L62 232H60V233H56V232H53V234L52 233H49L48 234V236L46 235V236H43V235H41V236H39L38 234L36 235V234H33V232L32 233H29L28 232V230H27V228H25V226L23 225V217H22V219L20 218L21 216H17V214H15ZM24 215V214H23ZM136 215V214H135ZM149 215V214H148ZM189 215V214H188ZM245 215V214H244ZM32 216V215H31ZM63 216V215H62ZM78 216V215H77ZM168 216V215H167ZM9 217H10V215H9ZM30 217V216H29ZM135 217V216H134ZM137 217V216H136ZM139 217V216H138ZM137 217V218H138ZM164 217V216H163ZM25 218V217H24ZM70 218V217H69ZM140 218V217H139ZM167 218V217H166ZM10 219V218H9ZM142 219H143V216H142ZM111 220V219H110ZM69 221H71V219L69 220ZM73 221V220H72ZM76 221V220H75ZM154 221H155V219H154ZM159 221V220H158ZM165 221V220H164ZM176 221V220H175ZM77 222V221H76ZM178 222H179V220H178ZM67 223V222H66ZM185 223V222H184ZM28 224V223H27ZM63 224V223H62ZM145 224V223H144ZM168 224V225H169ZM179 224H182L181 223V221H180V223ZM11 225V224H10ZM64 225V224H63ZM133 225V224H132ZM138 225H140V223L138 224ZM175 225V224H174ZM250 225V226H249ZM27 226V225H26ZM59 226V225H58ZM182 226V225H181ZM29 227V226H28ZM65 227V226H64ZM63 226H62V228H64ZM175 227H176V225H175ZM180 227V226H179ZM252 227V226H251ZM257 227V226H256ZM131 228V227H130ZM133 228H135V227H133ZM149 228V229H148ZM152 228V229H151ZM254 228V227H253ZM151 229V230H150ZM177 229V228H176ZM170 230V229H169ZM183 229H181L180 231H182ZM256 230V229H255ZM254 230V231H255ZM30 231V230H29ZM58 231V230H57ZM152 231V232H153ZM173 231V230H172ZM52 232V231H51ZM139 232V231H138ZM137 232V233H138ZM154 232V233H155ZM206 232V233H205ZM250 232H251V230H250ZM260 232V231H259ZM56 233V234H55ZM151 233V232H150ZM169 233V232H168ZM152 234V233H151ZM169 235V234H168ZM10 236V235H9ZM63 236V235H62ZM151 236V235H150ZM153 236V235H152ZM164 236V235H163ZM140 237V236H139ZM242 237V236H241ZM182 238V237H181ZM7 239V238H6ZM65 239H66V237H65ZM229 239V240H230ZM236 239V238H235ZM240 240V239H239ZM4 241H6V240H4ZM68 241V240H67ZM163 241V240H162ZM66 242V241H65ZM186 243V244H185ZM8 244H5V242H4V244H3V248L4 247H7V248H9L8 246H7ZM186 245V246H185ZM67 247V246H66ZM68 248V247H67ZM160 249V250H161ZM195 249V248H194ZM193 249V250H194ZM65 250V249H64ZM68 250V249H67ZM67 250H65L66 252H67ZM187 250V249H186ZM182 251V252H183ZM2 252H3V249H0V261H2V259L4 260V257L2 256L1 257V255H3L2 254ZM16 253V252H15ZM16 253V254H17ZM160 253H161V251H160ZM10 254V253H9ZM52 254V255H53ZM59 254V253H58ZM153 254V253H152ZM22 255V254H21ZM30 255H32V254H30ZM55 255V254H54ZM57 255V254H56ZM164 255V254H163ZM166 255V254H165ZM175 255V254H174ZM108 256H109V254H108ZM178 256H180V255H178ZM190 256V255H189ZM6 257V256H5ZM13 257H16V256H12V258ZM81 257V256H80ZM10 258V257H9ZM35 258V257H34ZM39 258V257H38ZM165 258V259H164ZM30 261H31V259H29ZM72 261V262H65V261ZM34 261V260H33ZM36 261V260H35ZM258 261V260H257ZM4 262H6V261H4ZM8 262V261H7ZM189 262V261H188ZM192 262V261H191ZM32 263V262H31ZM30 263V264H31ZM40 263V262H39ZM195 263V262H194ZM202 263V264H203ZM220 264H221V262H219ZM15 264H16V262H15ZM33 264V263H32ZM36 264H38V262L36 263ZM41 264V263H40ZM43 264V263H42ZM189 264V263H188ZM222 264H224V263H222Z\"/></svg>","mask_w":264,"mask_h":264}]
</instances>
